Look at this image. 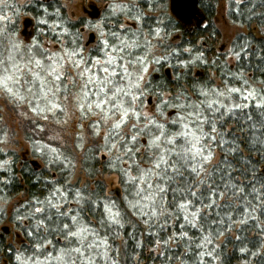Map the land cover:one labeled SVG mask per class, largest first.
<instances>
[{"label":"snow or ice","instance_id":"snow-or-ice-1","mask_svg":"<svg viewBox=\"0 0 264 264\" xmlns=\"http://www.w3.org/2000/svg\"><path fill=\"white\" fill-rule=\"evenodd\" d=\"M163 4L147 0L141 6L134 0L111 5L112 16L124 14L137 27L118 19L111 28L95 24L99 41L93 48H86L79 34L53 23L55 50L33 41L23 66L13 62L12 70L4 68L8 74L0 77V89L27 100L45 120L48 112H63L55 102L58 95L77 89L79 111L85 119L95 117L90 127L103 140L104 155L124 185L118 202L74 190L67 179L45 180L43 199L33 196L18 206L14 220L23 239L14 250L15 264H120L115 241L130 236L142 247L137 236L145 233L165 247H182V258L180 252L173 255L181 264H216L221 260L216 241L237 226L238 233L258 229L264 236V55L253 64L245 59L251 42L233 45L229 54L236 59L235 68L219 64L220 57L211 61L219 67L220 85L196 79L180 83L194 66L209 61L202 50L193 57V50L182 45L170 46L162 58L151 56L152 40L164 38V21L157 18L152 28L146 18L157 8L166 16ZM11 7L0 0V12ZM173 10L181 15L178 2ZM165 64L173 69L176 91L152 87L151 72ZM51 152L49 170L56 163L67 166L56 149Z\"/></svg>","mask_w":264,"mask_h":264},{"label":"trees","instance_id":"trees-1","mask_svg":"<svg viewBox=\"0 0 264 264\" xmlns=\"http://www.w3.org/2000/svg\"><path fill=\"white\" fill-rule=\"evenodd\" d=\"M220 4L223 5L225 18L230 23L246 29V33L237 35L232 40L229 49L232 48L233 45L239 47L240 44L251 42L252 47L249 49L248 57L245 59H251L253 64L258 63L259 57L264 55V52L261 51V48L264 47V0H200L199 7L208 19V26L204 30L195 32L192 36L183 35L181 43L177 45H182L184 48H191L193 50L191 56L193 57L197 54V49L202 50L209 64L194 66L191 72L181 79L180 83L182 84L188 85L196 79L197 83L214 85L213 81L209 78L213 74L221 80L222 77L219 67L211 64V61L215 60L217 57H220L219 64L221 65L227 63L232 68L236 66L235 57L230 56L229 51L225 53V51L219 49L222 36L215 27L214 22ZM41 5L48 9L47 13L43 12V7H41ZM62 5L63 0H54L47 5L32 2L23 8H17L16 11L11 13V23H9L8 20L9 33H18L19 29L17 26L19 18L21 17L19 15L29 16L34 20L35 38L33 39H35V41H41L44 47L48 49L52 45L57 48V45L51 42L50 25L53 23L60 24L62 28L66 27L73 35L78 33V28L81 26L80 24L75 26L64 19L65 13L60 9ZM57 10H59V15H56ZM164 18L165 16L162 17L164 23L161 24V26H163L162 36L164 38L159 45L161 48V58L169 54L170 46H177H172V44L169 43L170 33L165 35L166 32L170 31V24H165L166 20H164ZM41 20H47L48 24H41ZM172 31L181 32L180 29ZM46 33L48 34L46 35ZM47 37L49 38V45L45 43V38ZM188 38H190V40ZM4 41L5 40H0V52L4 46ZM253 49H255L254 55ZM2 52L1 55H3ZM225 57L233 58L234 63L229 64L227 62L228 58L225 59ZM183 58L188 59L189 53L184 52ZM174 62L175 61H173V63ZM166 67L169 69V76L164 73V68ZM177 71L184 70L178 69ZM157 74L159 75L158 78L155 76L150 78L153 88H156L158 85H164L172 91H176L175 85L177 81L174 79L172 68L165 64ZM69 92L70 94L76 95L78 91L77 89L70 88ZM23 102L26 103L28 101L25 100ZM17 105L19 106V103L15 106ZM15 106H13L15 111H18ZM25 108L27 109V106H25ZM54 124L55 123H53V125ZM37 125L43 126L44 131H40ZM47 128H49V125L40 122V116L35 120L28 118L27 121L22 124L21 131L23 140L29 147L27 151L22 153L21 157H18L16 152L5 148L10 142L15 143L17 141L14 140L16 136L14 131L10 132L0 112V169H3V171H0V227L1 225L2 228L7 227V223L8 227L9 225L11 227V229H9V236H6L5 231L0 228V264H15L14 250L20 247L17 241L23 239V236L18 232L14 220L19 204L17 206L14 205L10 213L5 208L6 205L18 197L23 198L20 205L32 199L33 196H39L43 199V196L47 194L44 189L45 180L55 177L58 181L63 182L67 179L70 181L69 186L74 190L80 189L86 194L94 193L103 198L108 196L105 194L104 183L98 178L102 175L115 174L118 176V181L121 185V198H117L116 195L111 198L119 202L124 196V185L121 182V175L117 170L110 167L108 160L103 161L102 158L99 157L101 153H104L101 147L103 140L100 137H94L90 128L89 130L94 138L90 139L87 144L83 143L82 138H78L73 146H69L67 142L65 145H61L59 142H52V139L50 140L48 138ZM53 148L57 150L61 160L67 165L66 167L61 163H56L51 165V170H49V167L46 166V161L53 156L51 152ZM22 156L33 160L35 167L27 163L20 165L19 161ZM219 158L220 153L219 150H217V160ZM25 165H27V170L22 171ZM77 170L87 179V184L84 183V185H81L79 180L74 181V175ZM25 189L27 190V195H24ZM2 205H5V209ZM19 211L23 212L24 209L20 208ZM94 222L95 220L93 219V223ZM3 224L6 225L3 226ZM140 227L143 229L144 226L140 225ZM238 228L239 226L216 241V244L219 246L218 251L221 252V260L217 261L216 264H264V236L258 234V229H249L238 233ZM125 231H127V229ZM237 234L241 237L239 240L236 239ZM162 235L167 237L168 233H163ZM137 239L143 241L142 247L138 246L136 240H133L130 236H121L120 239L115 241V244L120 248V264H181L180 259H173V255L176 252L181 253V258L184 254V249L178 247L176 243H170L165 247L162 242L156 243L155 237H149L146 233L143 237L138 235ZM149 241L153 242L149 243ZM241 249L244 251H241ZM252 253H258L259 255H252Z\"/></svg>","mask_w":264,"mask_h":264},{"label":"rangeland","instance_id":"rangeland-1","mask_svg":"<svg viewBox=\"0 0 264 264\" xmlns=\"http://www.w3.org/2000/svg\"><path fill=\"white\" fill-rule=\"evenodd\" d=\"M31 1L33 0H7V2L10 5H12V7L5 8L4 11L0 12V16L6 15L8 17V19H0V40H5L3 43L4 46L2 47L3 52L1 51L3 55H1V52H0V55H1L0 56V77H3L4 75L8 74L3 71L5 67L12 70L13 62L23 66L29 56L28 49L32 45L33 41H35V39H32L31 37L27 40H24L23 37L19 35V31L22 30V26H21L22 17H20L18 21L17 27L19 30L17 34H13L12 32L9 33L8 20H9V23H11L12 21L11 13L13 11H16L17 8L23 6L24 4H28ZM88 1L90 0H85V2H88ZM92 1L95 2L93 5L100 9L106 5L104 0H92ZM78 2L79 1L77 0H66V1L63 0V4L65 5V8L67 9V13L73 14L76 18H81L83 17V14H82V9L78 7ZM130 3H132L131 0H123V1L114 0L111 5L130 4ZM215 20H216L215 22L217 24V27L222 35V41L220 43L219 49L222 48L221 49L222 51H225V53H228L229 46L232 40L237 35L246 33V29L230 23L225 18L224 9H223L222 4L219 5V9L217 11V17ZM88 26H89V29H91V26L90 25ZM81 37H82L81 43L85 45L88 39V33L82 35ZM13 44H18L20 47L18 49L13 48ZM152 44L154 45V47L151 49V56L161 57V48L157 44V40L153 39ZM93 47L94 46H89V47L86 46V48H93ZM49 49L55 50L56 47L52 45L51 47H49ZM227 62L229 64H233L234 59L229 57ZM155 74L156 72H151L149 79ZM209 78L210 80L213 81L214 85H220L221 80L217 78L215 74H213ZM21 92L22 94L27 95L26 93L23 92L22 89H21ZM55 102L59 105L60 108H63V112L56 111L55 115H53L51 112H48L46 113L48 116L47 120L43 119V117L40 116V122L46 123L47 125H49V128H47L48 138L50 140L52 139L51 140L52 142H56V143L59 142L61 143V145H65L67 142L69 143V146L70 145L73 146V144L76 142L78 138L81 139L82 137L83 143L87 144L90 141V139L95 137V135H93L94 136L93 137L90 132V130L92 131L90 124L92 120L95 119V117H92L91 119H85L82 117L81 112L79 111V107H78L79 103L81 102V97L79 96L78 92H76V95L70 94V92H68V94H66V97L62 95H58L55 98ZM18 103H19V106L18 105L15 106ZM24 103L25 102L23 101L13 99L7 93H5L2 89H0V112L3 115V121L7 124V127L9 128L10 132L14 131L16 135L14 140L17 141L15 143L10 142L9 144L5 146V148L16 152L18 157H21L22 153L27 151L29 147L25 143L22 137V131H21L22 124L25 121H27L28 118L35 120L38 117L36 116L37 114L31 111L29 103L28 102H26L25 104ZM13 106H15L18 109V111H15ZM25 106H27V109L25 108ZM53 123L55 124L53 125ZM99 157L103 158V161L108 160L107 157L104 155V153H101ZM74 179H75L74 181L79 180L81 182V185H84V183L87 184V179L78 170L76 171L74 175ZM98 179L104 183L105 194L108 197H112L110 196L111 195L110 193L114 192L116 188H119L121 190V185L119 184V181H118L119 178L115 174L102 175V176H99ZM22 200L23 198L21 197H19L18 199L16 198L15 200L7 204L6 207L5 205H2V207L3 208L5 207L7 211L10 213L11 210L14 208L13 206L16 204H19ZM5 225L6 224H3V226ZM7 227H8V223H7ZM0 228H2V225ZM9 228H11L10 225H9Z\"/></svg>","mask_w":264,"mask_h":264},{"label":"flooded vegetation","instance_id":"flooded-vegetation-1","mask_svg":"<svg viewBox=\"0 0 264 264\" xmlns=\"http://www.w3.org/2000/svg\"><path fill=\"white\" fill-rule=\"evenodd\" d=\"M54 0H33L31 2H29L28 4H24L23 6H21L22 8L31 4L32 2L35 3H39V4H49ZM66 1V0H65ZM78 2V7L80 9H82V14L83 17L81 18H76L73 14H68L67 13V9L65 8V5L63 4L61 6V11L65 13V20L69 21L71 24L76 25H81L78 28V33L80 36L87 34L88 33V39L85 43V46H95L96 43H98L99 41V34L98 32L93 30V25L95 24H101V25H106L108 28L114 27L115 26V20H119V22L121 24H125L131 28H136L137 25H135V23L131 20H128L126 18V16L124 14H117V16H112L111 15V4L114 0H104L105 1V6H103L101 9L94 6L93 4L95 3L94 1L90 0L88 2H85V0H77ZM119 1H123V0H119ZM132 2H134V0H131ZM135 2L139 3L141 6L145 5V3L147 2V0H135ZM153 3H159V0H152ZM199 2L200 0H198V4H197V8H198V15H196L193 19H191L189 24H185L182 21H179L172 13L170 10V0H164V4L162 5V7H164L166 9V16L164 18V20H166L165 24L168 23L169 19L171 20V24H170V31L166 32V33H170L169 35V43L172 44V46H176L177 44L181 43V39L183 35H187V36H192L195 32L200 31V30H204L209 22L208 19L205 16V13L202 12L201 8L199 7ZM110 5V6H109ZM19 7V8H21ZM146 11H148L147 9H145ZM21 19V26H22V30L19 31V35L21 37H23L24 40H27L29 38L32 37V39L34 38V20L31 19V17L29 16H22ZM217 17V15H216ZM215 17V19H216ZM157 18L162 19V17L160 16V11L157 8L154 12L152 11H148V17L147 19V23L149 25H151L152 28L156 27V23L155 20ZM216 21V20H215ZM91 26V29H89V26ZM215 27L218 29L216 22H214ZM162 27V28H161ZM66 28V27H65ZM161 28V35L162 34V30H163V26L160 25ZM176 29H180L181 32L178 33V31H172V30H176ZM107 30V28H106ZM219 30V29H218ZM27 31V32H26ZM147 27L144 28V33L145 35L147 34ZM220 32V31H219ZM48 33H46L47 35ZM222 36V35H221ZM177 37L179 39H177ZM82 38V37H81ZM190 40V38H188ZM222 39V38H221ZM46 40V44H48V40L49 38H45ZM162 40L157 41V44L160 45ZM222 41V40H221ZM49 45V44H48ZM222 49V48H221ZM220 49V50H221ZM222 51V50H221ZM164 73L165 75L169 76V69L168 67L164 68ZM167 70V71H166ZM198 75V74H197ZM156 78L159 77V75L156 74L153 75ZM28 158V157H27ZM24 158L22 156V158L20 159V165H22L23 163H27L31 166L35 167V163L33 162V160ZM103 160V159H102ZM19 165V167H20ZM24 195H27V190H24ZM19 198V197H18ZM17 198V199H18ZM21 203V202H20ZM19 203V205H20ZM18 204H16L17 206ZM9 229L11 228H7V227H3L1 228V230L5 231L6 236L10 235V231Z\"/></svg>","mask_w":264,"mask_h":264},{"label":"water","instance_id":"water-1","mask_svg":"<svg viewBox=\"0 0 264 264\" xmlns=\"http://www.w3.org/2000/svg\"><path fill=\"white\" fill-rule=\"evenodd\" d=\"M180 4L181 15L177 16L176 12L173 10L174 3ZM198 0H170V10L171 13L179 20L184 22L185 24H189L191 19H193L196 15H198L197 8ZM111 194H115L117 198H120V191L116 189Z\"/></svg>","mask_w":264,"mask_h":264},{"label":"bare ground","instance_id":"bare-ground-1","mask_svg":"<svg viewBox=\"0 0 264 264\" xmlns=\"http://www.w3.org/2000/svg\"><path fill=\"white\" fill-rule=\"evenodd\" d=\"M120 192H121V190H120Z\"/></svg>","mask_w":264,"mask_h":264}]
</instances>
